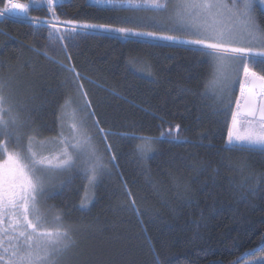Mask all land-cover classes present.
Here are the masks:
<instances>
[{
	"label": "trees",
	"instance_id": "obj_1",
	"mask_svg": "<svg viewBox=\"0 0 264 264\" xmlns=\"http://www.w3.org/2000/svg\"><path fill=\"white\" fill-rule=\"evenodd\" d=\"M59 1L53 17L29 7L24 19L33 24L0 18V84L14 116L0 141L25 149L29 140H55L64 107L84 100L106 146L108 172L90 196L89 176L71 170L49 183L37 206L46 227L70 234L53 264H239L263 256L264 151L226 146L231 112L209 88V56L164 38L166 15L145 0ZM6 4L0 0V10ZM255 15L264 30V12ZM249 66L264 75V65ZM141 137L151 139L150 150H139Z\"/></svg>",
	"mask_w": 264,
	"mask_h": 264
},
{
	"label": "snow or ice",
	"instance_id": "obj_2",
	"mask_svg": "<svg viewBox=\"0 0 264 264\" xmlns=\"http://www.w3.org/2000/svg\"><path fill=\"white\" fill-rule=\"evenodd\" d=\"M34 2L39 4L43 0ZM131 2L132 0H129V3ZM145 2L156 9L167 7L161 0ZM259 2L264 4V0ZM53 3L54 0H47L49 8ZM183 7L189 11L187 21L181 17V26L198 37L188 43L200 46V51L214 58L218 65L238 63L243 72L240 100L236 101V111L232 114L231 127L228 129V144L264 151V105L257 106L255 103L257 95L264 96V75L257 74L249 67V64L264 65V30L253 17V0H242V3L232 0L231 4L225 0H190ZM14 10L26 13L28 6L7 0L5 7L0 10V17ZM82 27L106 26L86 24ZM75 31V27L69 29V32ZM116 31L127 33L129 30L120 28ZM245 35L248 37L246 43L249 46H233L238 42L244 43L241 37ZM164 38L176 39L173 36ZM253 42L256 47L250 46ZM3 87L0 84V128L7 129L9 122L2 118L6 103ZM10 113L9 109L8 114ZM96 124L98 127L99 122ZM72 129L77 131L80 137L76 144L71 145L73 149H83L87 145V150L83 151L82 155L89 163V180L94 181L98 169L103 165L98 163L99 158L91 145V137L85 131L77 130L76 124H72ZM176 129L179 130L178 125ZM140 139L143 144L139 146V150H150L151 139ZM13 143L19 144V137H16ZM0 152L3 154L0 159V264H53V257L69 246L70 234L59 224L52 229L46 227V220L37 207V195L43 191V179L39 173L53 167L71 168L74 166L73 156L65 147L61 153L63 158L56 157L57 162L53 165L52 159L37 158V153L32 150L31 140L25 149H10L8 140H2ZM6 215L10 220L8 226L3 227V217ZM56 219L59 220V217ZM5 238L9 241L7 246L4 243Z\"/></svg>",
	"mask_w": 264,
	"mask_h": 264
},
{
	"label": "rangeland",
	"instance_id": "obj_3",
	"mask_svg": "<svg viewBox=\"0 0 264 264\" xmlns=\"http://www.w3.org/2000/svg\"><path fill=\"white\" fill-rule=\"evenodd\" d=\"M59 2H60L59 0H54V3L51 8H49L47 4V0H43V2L39 4L35 3L34 0H29L28 3H21V4L27 5L28 8L29 7L45 8L47 9L51 17H53L54 6ZM188 2H190V0H163V3L167 4V7L160 10L166 15V20L168 21L165 25V29L167 30V32H169L170 36L176 37V39H168V40L177 43L178 45L200 50V46L188 43L189 40L196 39L198 37L192 35L187 29L181 26V17H184L185 21H187V13L189 10H186L183 7V5ZM225 2L231 4L232 0H225ZM237 3H242V0H237ZM147 5L149 4L147 3L146 6ZM257 9L264 12V4H261L259 0H253V17L255 20H256L255 14ZM24 13L25 12H22V15H24ZM22 19L25 20L24 17ZM51 21L57 22L55 19H52ZM42 25H44V27L46 28L48 26L53 27V25H55V28L63 27L56 24H49V25L42 24ZM241 40L244 43L238 42L233 46H249L246 43L248 40V37L246 35L242 36ZM250 46L256 47L257 45L255 42H253ZM209 59L212 68L211 79L209 81V88L211 92L215 93L216 94L215 96L219 98L218 103L222 106H227V108L230 109L231 117H232V114L236 111V103L234 102V93L238 92L240 95V87L244 82L243 72L240 70V65L238 63L232 64L229 62V63H225L224 65H218L217 61L214 58L209 56ZM10 95L9 92H6L4 94V97H9ZM4 108H5V113L2 114V118L5 121L9 122L8 125H10V123L14 124L13 123L14 116L8 114L9 109H7L8 108L7 104L4 105ZM7 115L8 118H5V116ZM60 118H61L60 132L56 137V139L50 142L47 141L37 145H34L32 143V150L37 153V158L47 157L49 159H52L54 165L57 162L55 158L59 157L62 159L63 156L61 155V153L63 152L64 148L67 147L68 152L71 153L73 156L74 166L68 169H59L53 167L51 168V170H44L39 173L43 179V191L42 193H39L37 195V206L39 202L42 200V196L46 192V189L49 187V183L56 180L58 176L63 175L64 172L66 173L71 170H83L88 175L87 170L89 168V163L87 161V158L84 155H82V152L87 150V145H85L83 149H78V150L73 149L71 145L76 144L78 139H80V137L78 136L77 131H74L72 129V124H76L77 130L85 131L87 135L91 137V145L95 148L96 156L99 158L98 163L103 165V161L106 160L104 154L101 152V149H104V147H106L104 146L105 144L103 141V136L96 135L97 132H95L94 121L92 120L91 113L89 111V107L86 101L81 100L79 105L68 103L67 106L64 107ZM230 127H231V120L229 124V128ZM226 146L234 147L228 144L227 139H226ZM106 172H108V170H104L103 167L99 168L97 171L96 178L104 175V173ZM92 183L93 181L89 183L88 196H90ZM7 226L8 225H5L4 227ZM239 264H264V255L248 261H244Z\"/></svg>",
	"mask_w": 264,
	"mask_h": 264
},
{
	"label": "built area",
	"instance_id": "obj_4",
	"mask_svg": "<svg viewBox=\"0 0 264 264\" xmlns=\"http://www.w3.org/2000/svg\"><path fill=\"white\" fill-rule=\"evenodd\" d=\"M14 3H16V2H14ZM23 17H24V15H22V12L20 10H14L12 13H8L7 15L2 16L0 18L12 20V21H18V22H27V23L30 22V21L23 20L22 19ZM31 23H33V22H31Z\"/></svg>",
	"mask_w": 264,
	"mask_h": 264
},
{
	"label": "water",
	"instance_id": "obj_5",
	"mask_svg": "<svg viewBox=\"0 0 264 264\" xmlns=\"http://www.w3.org/2000/svg\"><path fill=\"white\" fill-rule=\"evenodd\" d=\"M238 100H240V95L238 97ZM255 103L257 106L264 105V96L257 95L255 98ZM235 264H237V263H235Z\"/></svg>",
	"mask_w": 264,
	"mask_h": 264
}]
</instances>
